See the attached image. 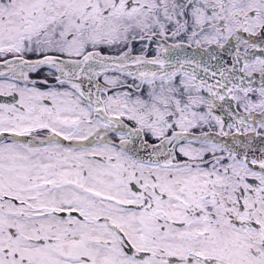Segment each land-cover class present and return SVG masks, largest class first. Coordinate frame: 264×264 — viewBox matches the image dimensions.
<instances>
[{
	"label": "snow or ice",
	"instance_id": "obj_1",
	"mask_svg": "<svg viewBox=\"0 0 264 264\" xmlns=\"http://www.w3.org/2000/svg\"><path fill=\"white\" fill-rule=\"evenodd\" d=\"M0 264H264V0H0Z\"/></svg>",
	"mask_w": 264,
	"mask_h": 264
}]
</instances>
